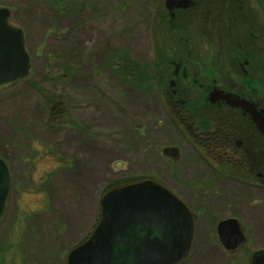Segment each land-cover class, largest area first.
<instances>
[{
	"label": "rangeland",
	"instance_id": "1",
	"mask_svg": "<svg viewBox=\"0 0 264 264\" xmlns=\"http://www.w3.org/2000/svg\"><path fill=\"white\" fill-rule=\"evenodd\" d=\"M243 1L264 20V0ZM164 2L0 0L10 24L24 34L31 65L25 82L0 91V157L10 172L0 264H66L93 229L102 194L125 180L156 181L198 213L183 264L247 263L251 247L222 252L215 226L242 214L262 217L264 202L256 204L262 210L247 213L243 205L230 206L245 202L242 194L215 193L192 130L174 123L157 80H170L181 63L189 80L224 86L243 79L234 66L247 61L244 69L257 73L247 87L264 89V63L244 57L254 25H216L213 16L204 20L200 7L175 11L174 21L164 22ZM255 28L262 29L260 23ZM123 52L153 79L147 92L137 89L129 70L110 64ZM165 149L179 156H164Z\"/></svg>",
	"mask_w": 264,
	"mask_h": 264
},
{
	"label": "water",
	"instance_id": "2",
	"mask_svg": "<svg viewBox=\"0 0 264 264\" xmlns=\"http://www.w3.org/2000/svg\"><path fill=\"white\" fill-rule=\"evenodd\" d=\"M189 5V0L165 1L168 11ZM9 18V10L0 7V91L25 82L31 73L24 34ZM208 100L240 108L264 135V119L253 105L217 90ZM163 155L175 159L179 153L165 149ZM9 194V168L0 158V223L7 213ZM99 208L93 230L68 253L66 264H181L191 254L195 216L165 186L140 180L113 187L103 193ZM217 236L226 251L236 250L243 242L235 220L220 222ZM253 264H264V252L253 256Z\"/></svg>",
	"mask_w": 264,
	"mask_h": 264
},
{
	"label": "flooded vegetation",
	"instance_id": "3",
	"mask_svg": "<svg viewBox=\"0 0 264 264\" xmlns=\"http://www.w3.org/2000/svg\"><path fill=\"white\" fill-rule=\"evenodd\" d=\"M189 2L190 5L185 9H173L170 12L165 8L166 13L167 11L169 13L168 17L173 19L175 11H186L195 4H201L202 0H189ZM237 5L233 9L241 13L235 15L233 11L231 16H226L227 14L220 16L219 9H217L214 22L217 23L216 25L231 22L235 28L236 25L240 27L254 25V27L248 26L249 38L244 57L253 64L257 62L264 63V20L258 15L251 18V15L248 13L246 15L243 14L242 12H245L247 7L243 6L239 0ZM257 23H260L262 28L259 31H256L255 28V24ZM238 48L240 49L241 47L238 46ZM238 50L235 49L234 51L238 52ZM248 64L250 66V63L247 61L243 62L246 68ZM243 65L237 63L234 66L236 70L239 69L238 71L242 73L243 79L240 81L228 79L224 81V86L219 85V82L216 80L209 84L204 80L194 79L193 81L202 87L203 95L201 105L197 110L199 125L196 128H190L187 125L181 127L185 130H192V133L195 134L193 135L194 137L196 136L193 144L196 145L199 153L198 156L214 177L212 183H216L214 185L215 193L219 196L221 195V197L226 193H231L235 199H240L241 197L239 198V196L242 194L245 202L241 204L235 200L230 206L243 205L248 213L251 210L263 209V207H257L256 204L264 202V135L257 130L251 117L240 108L228 106L221 101L212 104L208 100L209 94L213 90L222 91L224 94H230L237 100H242L253 105L264 119V89L255 92L247 87L246 83L256 81L257 73H252V70L246 71ZM173 68H175L174 78L170 81L172 86L175 85L174 82L182 73L181 63L180 67L175 66ZM253 72H256V70H253ZM226 86L228 87L225 88ZM183 203L194 214L196 227L199 220L198 213L189 207L186 202L183 201ZM239 212L242 213L244 211ZM202 213L206 215L204 211ZM242 218L243 221H241ZM242 218L238 221L230 217L217 222L215 226L216 242L222 252L228 253H234L242 246H250V255L247 258L246 264H253V256L264 252V246L257 247L258 241L264 244V216L256 217L253 215L251 219H246L242 214ZM226 220H235L243 236L242 244L234 251L224 250L217 236L218 224ZM252 246H255V248Z\"/></svg>",
	"mask_w": 264,
	"mask_h": 264
},
{
	"label": "trees",
	"instance_id": "4",
	"mask_svg": "<svg viewBox=\"0 0 264 264\" xmlns=\"http://www.w3.org/2000/svg\"><path fill=\"white\" fill-rule=\"evenodd\" d=\"M239 2L244 3L243 0H239ZM237 3H238V0H202L201 4L200 3L195 4L192 8H190V10L194 9L196 12L198 8L200 7L201 9L199 12H202V17H204V20L210 18L211 16H213L212 17L213 19L216 17L217 9H219L218 12L220 16H222L223 14H227L226 16H231L233 11L235 15H237L238 13H241L239 11L237 12L236 9H233L234 7H237L239 5V4L237 5ZM247 3H249L248 0H247ZM245 6H246V3H245ZM213 11L216 13L214 14ZM242 13L245 15L247 13L249 15L251 14V18H254L256 16L255 14H252V12L248 10V8L246 9L245 12H242ZM167 18L169 19V17H167L166 15L163 21L166 22L168 20ZM174 19L175 17L173 19H170L171 23L174 21ZM123 54H126V53L123 52L122 54H120V59L118 61L115 60L114 62H111L110 64H112V67H115V64H118V69L126 70V71L129 70L130 71L129 77H131V79L133 78L132 80L134 84H136L137 89H141L142 92H147L148 87L150 85L149 81L151 80L153 81V79H150L143 75L144 72L142 69H144V66H141L139 64H135V65L130 64V61L126 57L124 58ZM166 61L167 60L163 57L162 62H166ZM170 68L172 67L170 66ZM186 72H187L186 69H182V73L180 74L179 78L174 82L175 84L174 86L170 84L171 79L174 78V74L171 72H170L171 73L170 80L168 78L166 79L162 78L160 83H159V80H157L158 81L157 85L158 87L160 86L159 88L160 90L164 88L163 93L165 94L166 107L169 109L174 123L175 124L178 123V125L182 127L187 125L190 128H196V126L199 125V120L197 117L198 116L197 110L202 102V96H203L202 87H200L195 81H193L194 79L189 80ZM154 80H155V77H154ZM189 132H192V131H189ZM191 134L195 135L193 133ZM193 138L195 139L196 136L195 137L193 136ZM130 182H133V180L121 181L119 183L109 186L108 189L119 186V185L127 184Z\"/></svg>",
	"mask_w": 264,
	"mask_h": 264
}]
</instances>
